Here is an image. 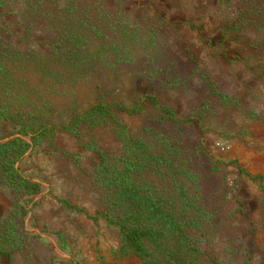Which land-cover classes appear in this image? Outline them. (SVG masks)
<instances>
[{
	"label": "rangeland",
	"instance_id": "1",
	"mask_svg": "<svg viewBox=\"0 0 264 264\" xmlns=\"http://www.w3.org/2000/svg\"><path fill=\"white\" fill-rule=\"evenodd\" d=\"M58 1L71 8L51 7L50 20L0 8V22L9 27L1 34L24 53L15 58L14 74L29 100L21 105L16 94L15 108L41 115H23L20 126L59 128L100 102L129 109L141 102L140 112L117 109L115 117L136 135L144 127L173 135L183 161L200 176L201 201L210 213L193 235L201 264H264V178L256 157L243 159V149L264 157V0ZM65 35L70 46L103 55L76 73L39 70L31 52L53 55L51 44ZM162 107L178 120L165 118ZM4 124L0 131L10 139L20 135L31 144L17 165L40 183V192L17 218L26 235L22 250L0 256V264H143L120 254L118 228L99 214L106 210L95 179L100 157L88 147L117 151L113 128L87 127L78 138L58 129L32 139ZM198 145L206 155L196 152ZM20 197L0 188V221L18 202L25 205Z\"/></svg>",
	"mask_w": 264,
	"mask_h": 264
},
{
	"label": "trees",
	"instance_id": "2",
	"mask_svg": "<svg viewBox=\"0 0 264 264\" xmlns=\"http://www.w3.org/2000/svg\"><path fill=\"white\" fill-rule=\"evenodd\" d=\"M19 5L22 11L17 12L16 7ZM51 7L71 8L62 7L58 0H0L2 10L10 9V13L16 12L19 16L25 14L37 20H50ZM20 25L24 28L22 21ZM0 28L9 31V27L2 22ZM24 30L27 36L30 29ZM72 37L76 40L80 38L77 35ZM71 39L70 35H65V39L52 43L53 55L31 52L38 58L35 63L37 68L49 75H61L63 72L60 71L63 70L76 73L84 64L88 65L90 59L103 55L100 49L87 54V50L79 44L72 47L68 44ZM23 56L24 53L11 45L0 32V130L7 122L12 124V128H19L16 134L29 135L32 139L49 135L58 129L78 138L82 137L87 127L93 131L102 126H111L120 143L119 149L110 152L95 145H90L88 149L100 157L94 168L95 179L106 210L99 214L109 226L118 228L120 254L134 255L143 264H201V251L193 235L199 232L201 222L210 218V213L201 201L200 176L182 159L180 141L154 127H144L141 135L133 134L128 126L115 117L117 109L128 114L140 112L141 102L130 109L100 102L81 115L74 116L63 127L54 128L43 124L39 129H30L29 126L22 128L20 124L25 120L23 115L41 116L35 108L32 111L15 108L18 106L16 94L20 104L29 100L25 92L19 93L15 78V58ZM30 107L37 106L32 103ZM162 108L165 118L174 122L178 120L171 109ZM4 132L0 131V188L7 187L17 192L25 203L18 202L11 214L0 221V256L10 259L14 252L22 250L26 239L17 218L25 214V206L35 201L34 195L40 192V183L26 177L17 165L30 150L31 144L20 135L10 139L11 136ZM196 150L198 154L207 153L206 148L200 145ZM213 161L209 159L212 165L217 163ZM240 170L243 171L242 168ZM61 202L66 208L81 211L64 200ZM92 219L98 220V216Z\"/></svg>",
	"mask_w": 264,
	"mask_h": 264
},
{
	"label": "crops",
	"instance_id": "3",
	"mask_svg": "<svg viewBox=\"0 0 264 264\" xmlns=\"http://www.w3.org/2000/svg\"><path fill=\"white\" fill-rule=\"evenodd\" d=\"M259 125L261 126V124H259ZM259 136H260L261 143L264 144V130L262 131L261 134H259ZM247 155H249V156H247ZM254 158H255L254 161H255V164L257 165L258 171L262 174V176L264 178V157H261L260 155H255L252 153H247L243 149V159H245L247 162L249 161L248 163H251V162L253 163ZM109 259H110V257H108V260ZM122 264H126V263L122 262ZM137 264H139V263H137Z\"/></svg>",
	"mask_w": 264,
	"mask_h": 264
}]
</instances>
